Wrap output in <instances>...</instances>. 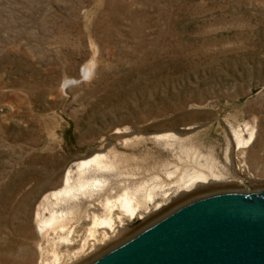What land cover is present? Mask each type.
<instances>
[{
  "label": "rangeland",
  "instance_id": "374dc122",
  "mask_svg": "<svg viewBox=\"0 0 264 264\" xmlns=\"http://www.w3.org/2000/svg\"><path fill=\"white\" fill-rule=\"evenodd\" d=\"M195 152L229 179L200 191L264 187V0H0V264H40L37 207L76 161L171 183L64 263L91 264L188 198L167 174Z\"/></svg>",
  "mask_w": 264,
  "mask_h": 264
},
{
  "label": "bare ground",
  "instance_id": "6f19581e",
  "mask_svg": "<svg viewBox=\"0 0 264 264\" xmlns=\"http://www.w3.org/2000/svg\"><path fill=\"white\" fill-rule=\"evenodd\" d=\"M250 130L248 138L243 136L244 132L242 135V131L236 128L233 130L238 149L248 148L253 144L256 133L252 126ZM189 154L191 155L186 165L183 167L177 165L167 174L168 178L174 181L176 191L190 192L185 201L181 200L179 207L175 205L170 207V213L194 201L230 192H221L229 188L225 185L214 187L210 193L200 191L198 187L220 185L229 182V179L219 170L215 159H206L203 163L204 157L197 152ZM109 159L104 154H95L76 161L66 173L62 185L53 187L43 195L34 219L37 237L40 241L46 242L45 247L43 242L40 246L42 256L40 264H64L66 261L71 263L75 259L89 255L96 249V243H105L108 240L109 236L104 231L106 228L112 227L116 220L121 221L122 215L131 216L134 213L136 215V211L142 205L141 197L152 199L157 191L167 193L166 187L171 183H165L160 180L162 177L156 178L155 175L151 179L153 183L148 185L144 182L146 180H141L142 183L138 182L139 184L112 181L104 173L118 167L115 160ZM135 178L133 176V179ZM236 188L241 194H257L264 191V187ZM101 230L103 235L102 239H99ZM78 243L79 248L74 250Z\"/></svg>",
  "mask_w": 264,
  "mask_h": 264
},
{
  "label": "water",
  "instance_id": "95a60500",
  "mask_svg": "<svg viewBox=\"0 0 264 264\" xmlns=\"http://www.w3.org/2000/svg\"><path fill=\"white\" fill-rule=\"evenodd\" d=\"M91 264H264V191L189 203Z\"/></svg>",
  "mask_w": 264,
  "mask_h": 264
}]
</instances>
